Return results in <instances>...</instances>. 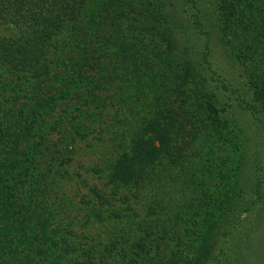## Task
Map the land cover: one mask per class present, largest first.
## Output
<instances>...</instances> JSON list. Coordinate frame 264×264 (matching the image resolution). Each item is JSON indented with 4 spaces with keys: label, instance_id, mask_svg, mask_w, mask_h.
Instances as JSON below:
<instances>
[{
    "label": "rangeland",
    "instance_id": "1",
    "mask_svg": "<svg viewBox=\"0 0 264 264\" xmlns=\"http://www.w3.org/2000/svg\"><path fill=\"white\" fill-rule=\"evenodd\" d=\"M96 3L123 16L95 20L91 32L82 21L79 55L67 47L36 63L17 29H0V78L20 77L0 88V102L13 99L0 107V181L31 176L13 188L20 214L0 220V264H51L37 251L58 242L54 231L85 249L114 247L102 264H264V0ZM202 95L233 129L229 142L209 137ZM171 111L184 131L169 138L177 162L112 183L141 125L133 112ZM34 145L38 170L22 172ZM219 171L232 176L226 189Z\"/></svg>",
    "mask_w": 264,
    "mask_h": 264
},
{
    "label": "trees",
    "instance_id": "2",
    "mask_svg": "<svg viewBox=\"0 0 264 264\" xmlns=\"http://www.w3.org/2000/svg\"><path fill=\"white\" fill-rule=\"evenodd\" d=\"M96 1L97 0H0V29H17V32L25 37L24 41L26 45L24 48L30 51L29 59L36 63L47 60L48 58L52 60L50 57H52L56 51L59 52L58 58H64L63 49L67 47L72 54L75 53L79 55L84 52L82 41L85 34L83 32L84 30L80 28V23L82 21L88 20L87 31L90 30L91 32L95 29V20L101 19L100 21L107 22L109 21L107 19H113L117 21L123 16V9L119 8L116 10V7H114L115 11L110 12L109 8H111L110 6L112 4L101 3L97 5ZM74 40L78 41L75 43ZM100 40H102L100 42L104 44L110 42V40L104 36L101 37ZM14 42H16V40L11 43L12 47H15ZM13 51L15 52V50L11 52ZM128 52L133 56V49L129 48ZM77 60L75 63H84L83 60L78 57ZM134 63H137V61ZM139 69L140 67L137 65L134 69V73L138 72ZM15 77V81H7L6 83H3V77L0 78V88L3 89L5 86L11 87L10 85H18L19 87L20 77ZM133 78H135V75H133ZM141 78H145L144 75ZM144 82L147 83L146 81ZM151 86L152 85H150V87ZM23 90L24 89H20L19 91L18 89V92H23ZM13 91L15 92V90ZM206 98L207 96H201L199 107L203 113V121L210 129L209 137L216 138L215 140L218 142H229V139L226 141L225 138L231 133L233 136H236L233 129L230 128L229 124L222 122L220 116L213 112L214 105L210 100H206ZM12 100V98L4 99L0 102V107L3 103L10 104ZM131 116L132 115H130V117ZM132 119H134L135 123L141 122L140 128H136L135 134H133V137L128 143L129 149L126 151V155L117 160L116 164L113 166L110 177L112 183L116 182L121 186L133 185L134 182L137 183L146 173H150L159 167L160 159L167 158V160L172 163L177 162L175 152L173 151L177 148V144H170L171 141L169 138L172 139V133L174 130L176 131L175 126H177V131L174 134L176 137L183 131L182 126L180 124L177 125L179 119L174 111L168 112L167 116L156 114L140 115L138 112H133ZM173 141H176L175 138ZM157 142L159 146L156 145ZM37 154L36 145L26 149L24 153L26 159L22 172L31 171L30 169H32V171L38 170L36 167V163L39 161L36 157ZM30 165H34L35 167L30 168ZM15 170L19 172L21 169ZM230 170L233 171V168ZM36 173L37 174H33V179L36 177L41 178L39 177L41 176V172L36 171ZM223 173L224 172H218L219 176H223L222 178L226 181L223 185L224 189H226L228 188V181H230L232 176H224L226 173ZM26 177L30 178L31 176L30 174H24L23 177L17 175L13 181L14 184L9 183L7 178H5L4 181H0V220H3V218L5 219V217H14L20 214V207L12 205V199L15 201L16 197V192L13 188L23 185L24 180H27ZM9 188H11V190H9ZM31 227H34V229L39 228V232L43 234V237L44 234L46 235L48 229L45 224L39 227H37L36 224ZM49 234L50 236L58 235V237L55 238L58 239V242L53 241V243L49 244L44 249L39 248L37 253L41 255L49 254L52 258L51 264H102L100 261L102 255L114 251V247L112 249L105 248V252H97L91 248L85 249L79 245V243L78 245L74 243L78 240L74 241L68 239L72 234L70 231L65 233H57V231H54ZM21 236L23 240H26L23 233H21ZM19 239H21V237H19ZM123 250L124 249H121V253H119V258H117V260L120 259V257L122 259L123 257L124 259L127 257ZM132 251L134 257L136 255H142L141 248L137 250L132 249ZM95 255H99V261L97 262L93 260L95 259ZM68 257L73 258L70 259V263L67 259ZM90 259L91 263L88 261ZM84 261L87 262L85 263ZM135 262L136 259L130 258L126 264H134Z\"/></svg>",
    "mask_w": 264,
    "mask_h": 264
}]
</instances>
